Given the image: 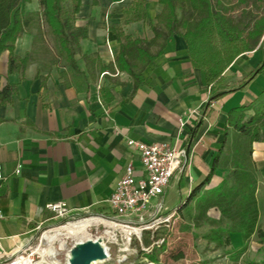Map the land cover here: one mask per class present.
<instances>
[{
	"label": "crops",
	"instance_id": "crops-1",
	"mask_svg": "<svg viewBox=\"0 0 264 264\" xmlns=\"http://www.w3.org/2000/svg\"><path fill=\"white\" fill-rule=\"evenodd\" d=\"M131 1L83 0L75 26L86 29V39L79 41L74 56L76 70L64 57L59 66L53 59L48 66L30 59L23 75H9L8 53L0 55V87L13 84L18 89L11 103H0V263L24 251L50 214L47 204L65 202L74 216L109 214L107 200L126 167L131 164L137 176L143 174L138 154L127 145L129 139L185 151L199 128L184 172L172 178L163 197L169 211L176 209L207 175L228 111L252 103L264 91L263 71L243 89L207 107L211 86L204 72L191 65L184 40L171 35L151 41L154 33L148 23H156L161 11L157 1L148 0L145 22L125 25L122 11ZM37 3L30 0L26 11H34ZM112 27L143 41L140 49L145 53L132 64L141 66L156 55L141 70L132 68L143 80L136 90L133 77L115 67L120 45ZM156 30L162 31V26ZM34 37L24 34L14 53L20 58L31 53ZM263 57L258 45L236 58L218 91L237 88ZM108 65L115 70L101 69ZM252 158L259 209V196H264V135L253 144ZM224 175V170H217L205 189L216 187Z\"/></svg>",
	"mask_w": 264,
	"mask_h": 264
},
{
	"label": "trees",
	"instance_id": "trees-1",
	"mask_svg": "<svg viewBox=\"0 0 264 264\" xmlns=\"http://www.w3.org/2000/svg\"><path fill=\"white\" fill-rule=\"evenodd\" d=\"M156 1L161 11L156 16V23H148L154 33L151 41H165L171 35L180 36L184 40L191 65L204 72L205 81L211 86L207 107L225 95L243 89L264 71L263 57L237 88L218 91L225 81L224 72L236 58L254 50L258 45L259 49L264 50V16L248 24L228 16L229 9L221 0ZM29 2L30 0H0V55L8 53L7 74L23 75L30 59L32 60L31 53L23 58L14 53L16 41L24 34L36 30L33 47L38 45L45 53H49L50 48L41 32V23L46 25L55 41L58 55L64 57L70 67L76 70L74 56L80 50L79 41L86 39V29L75 26L83 0H38V12L26 11L25 7ZM147 2L148 0H132L130 6L122 11L123 23L145 22ZM156 26H162V31L158 32ZM111 30L120 45L115 67L133 77L136 90L143 80L132 68L138 67L141 70L149 62H153L156 55L147 57L141 66L134 64L135 62L132 64L130 61H141L145 53L140 49L143 41L125 35L120 27H112ZM84 58L88 59L87 56ZM101 69L115 70L113 65L101 66ZM38 73L37 70V75ZM17 91V85L13 84L0 87V103H11ZM249 110L254 113L247 117L246 112ZM263 128L264 91L252 103L228 111L222 130V142L211 160L207 175L175 209L176 215L187 221V228L208 226L209 230L202 238L208 244L213 243L217 249L228 247L231 243L230 236L238 234L242 245L232 252L236 259L246 251L254 235L262 234L255 197L257 174L252 154L253 144L259 142L264 135L261 131ZM198 129L195 128V132H192L193 137ZM217 170L225 171L221 182L214 188L205 189ZM210 210L217 211L219 218H211L208 215ZM144 243L145 246L150 245L147 241ZM142 254L151 263L158 264L155 254Z\"/></svg>",
	"mask_w": 264,
	"mask_h": 264
},
{
	"label": "rangeland",
	"instance_id": "rangeland-1",
	"mask_svg": "<svg viewBox=\"0 0 264 264\" xmlns=\"http://www.w3.org/2000/svg\"><path fill=\"white\" fill-rule=\"evenodd\" d=\"M223 5L229 9L228 16L235 21H242L248 24L260 17L264 16V0H221ZM69 6V5H68ZM39 6H35L32 12H38ZM41 32L45 36L47 45L50 48L49 53H45L41 47L36 45L31 50V57L37 60L39 64H48L53 59L56 65L64 64L62 57L57 53L56 43L52 39L48 28L44 23H41ZM36 30L32 34L36 36ZM41 62V63H40ZM259 229L262 234L254 235L246 251L236 259V255L232 252L241 247L240 236L231 235L230 245L225 248H215L213 243H207L202 235L209 230V227L204 225L199 229L187 228V221L174 216L168 224L160 225L158 229L145 232L141 240L133 239L129 246H120L125 249L124 252L118 251V246L114 241L107 239L105 242L108 248V258L103 262L95 264H154L151 263L143 253L155 254L158 259V264H264V196H259ZM208 215L211 218L218 219V212L210 210ZM47 219L36 232L32 240L25 246L24 252L19 255L26 257L29 251L47 249L48 245L44 241L41 243V237L50 230L66 226L69 223L78 221L54 219L48 214ZM107 230V229H106ZM105 229L102 226H92L89 228L87 238L96 239L104 234ZM149 242V246H145L144 242ZM76 242V239L61 237L54 243V248L57 250L55 258L56 264H67V249H70ZM42 244V245H41ZM63 249L60 250V245ZM150 247V252H144L142 248ZM31 248V250H28ZM39 252V251H38ZM18 257V256H16ZM35 262L40 264H51L47 256L37 257L33 255ZM44 260V262H43ZM51 261V262H49Z\"/></svg>",
	"mask_w": 264,
	"mask_h": 264
},
{
	"label": "built area",
	"instance_id": "built-area-1",
	"mask_svg": "<svg viewBox=\"0 0 264 264\" xmlns=\"http://www.w3.org/2000/svg\"><path fill=\"white\" fill-rule=\"evenodd\" d=\"M127 145L138 154L143 174L137 176L131 164L126 167L124 175L117 181L114 191L107 200L109 214L74 216L65 202L45 206L54 219L78 221L97 218L108 222L107 225L99 222L92 226L97 228L102 226L105 229L104 233L111 232L112 241L119 247V252L125 251L120 246H129L133 239L141 240L145 232L168 224L176 216L175 209L169 211L166 208L163 197L172 178L184 172L187 165L185 151L179 150L176 145L150 144L133 139H129ZM19 172L20 166L16 168L15 173ZM102 241L105 243L106 237ZM142 250L150 252V247H143ZM33 255L42 258L37 249L29 251L26 258H30L33 264H40L34 261ZM21 258V255H15L12 260L3 264H14Z\"/></svg>",
	"mask_w": 264,
	"mask_h": 264
},
{
	"label": "bare ground",
	"instance_id": "bare-ground-1",
	"mask_svg": "<svg viewBox=\"0 0 264 264\" xmlns=\"http://www.w3.org/2000/svg\"><path fill=\"white\" fill-rule=\"evenodd\" d=\"M99 222H103L106 225L109 224L108 222L103 221L101 219L92 218V219L80 220V221L75 222V223H69L66 226L59 227V228L48 231L47 233H45L41 237V243H43L45 241L46 245H48V247H47V249H43V250L42 249L38 250V248H37V250L39 251L38 253H40L42 255V257L47 256L50 260H52L51 264H56L55 258L57 255V250H56V248H54V243L58 239H60L61 237H68V238L76 239L75 243L83 242V241L88 240V239H93V238H87L88 237L87 232L92 225H97ZM104 237H106V239L109 240L113 236H112L111 232L106 231L103 235H101L100 237H97V238H100L102 240ZM102 246L104 247V249L107 252L106 245L103 241H102ZM61 249H63L62 244L60 245V250ZM23 252L24 251H22V253ZM68 258H69V249H67V261H68ZM43 262H44V260H43ZM49 262H51V261H49ZM14 264H33V263H32L30 258L27 259L26 257L22 256V258L18 259L16 262H14ZM92 264H95V263H92Z\"/></svg>",
	"mask_w": 264,
	"mask_h": 264
},
{
	"label": "water",
	"instance_id": "water-1",
	"mask_svg": "<svg viewBox=\"0 0 264 264\" xmlns=\"http://www.w3.org/2000/svg\"><path fill=\"white\" fill-rule=\"evenodd\" d=\"M199 127V124L197 125ZM193 142V135L190 137L185 149V159L188 160L190 148ZM3 255V251L0 248V257ZM108 258L107 252L102 246V240L88 239L83 242L75 243L69 249L68 264H92L103 262ZM3 264V263H0Z\"/></svg>",
	"mask_w": 264,
	"mask_h": 264
}]
</instances>
